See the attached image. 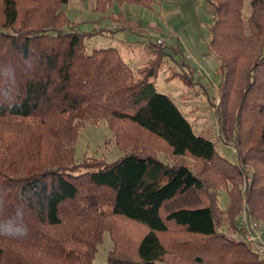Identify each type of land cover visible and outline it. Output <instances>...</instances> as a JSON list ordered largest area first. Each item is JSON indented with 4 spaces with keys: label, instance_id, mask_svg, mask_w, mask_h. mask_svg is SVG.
Masks as SVG:
<instances>
[{
    "label": "trees",
    "instance_id": "16d2710c",
    "mask_svg": "<svg viewBox=\"0 0 264 264\" xmlns=\"http://www.w3.org/2000/svg\"><path fill=\"white\" fill-rule=\"evenodd\" d=\"M206 1L219 134L251 167L248 211L264 220V0L246 21L244 0ZM67 2L0 0V264H92L105 231V264H264L218 230H237L240 168L155 85L164 55L180 67L169 77L200 82L180 49L153 46L135 69L115 47L88 52ZM114 3L153 0L94 8ZM100 121L122 154L76 161L79 132Z\"/></svg>",
    "mask_w": 264,
    "mask_h": 264
},
{
    "label": "rangeland",
    "instance_id": "374dc122",
    "mask_svg": "<svg viewBox=\"0 0 264 264\" xmlns=\"http://www.w3.org/2000/svg\"><path fill=\"white\" fill-rule=\"evenodd\" d=\"M63 10L66 16L76 23L77 29L92 33L85 40L88 52L95 48L115 47L134 69L143 66L153 57L152 48L158 46L156 43L158 39L163 40V44L159 46L167 47L166 50L175 47L180 49L182 53L180 59L184 61V68L200 82L188 87L178 77H169L172 72L180 71V67L170 56L164 55L155 78V85L159 92L167 94L173 100L196 135L215 141L221 155L231 162H239L242 165L239 167L242 177L240 210L243 197L246 198L242 186L245 180L248 183L247 171L251 180L252 169L238 160L237 154L232 151V148L235 149L233 144L219 134L216 111L220 104L218 93L220 68L218 60L207 48L209 27L212 23L211 5L206 0H153L152 8L114 3L102 13L95 10L94 0H68ZM250 11V1L244 0L242 17L245 21ZM122 17L124 21H120ZM121 28L123 29L119 30ZM214 100L218 103L213 104ZM110 137L111 132L105 122L86 123L77 137L75 160L80 161L84 157L115 160L122 152L109 141ZM159 155L164 157L165 154L159 152ZM224 199L222 192L219 196L221 206ZM257 221L264 233V220ZM218 230L232 237L237 234V230L230 228L218 226ZM111 248L112 242L105 231L92 264H105Z\"/></svg>",
    "mask_w": 264,
    "mask_h": 264
},
{
    "label": "built area",
    "instance_id": "2783aa9c",
    "mask_svg": "<svg viewBox=\"0 0 264 264\" xmlns=\"http://www.w3.org/2000/svg\"><path fill=\"white\" fill-rule=\"evenodd\" d=\"M156 43L159 46L163 44V40L158 39ZM217 103L218 101H213V104ZM232 151L236 155V149L232 148ZM236 164L238 167L242 166L241 164H239V162H237ZM247 175L249 176V171H247ZM248 176L246 178L249 183L250 180ZM248 183L246 182V180L244 181L242 186L243 192L245 191ZM236 225L237 234L233 237L229 235L228 236L236 242H242L246 244L251 252H253L258 258L264 260V233H262V231L260 230L258 221L249 213L248 204L245 197H243L242 206L236 218Z\"/></svg>",
    "mask_w": 264,
    "mask_h": 264
},
{
    "label": "crops",
    "instance_id": "0c3cea01",
    "mask_svg": "<svg viewBox=\"0 0 264 264\" xmlns=\"http://www.w3.org/2000/svg\"><path fill=\"white\" fill-rule=\"evenodd\" d=\"M120 53V52H119Z\"/></svg>",
    "mask_w": 264,
    "mask_h": 264
}]
</instances>
